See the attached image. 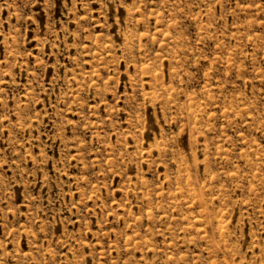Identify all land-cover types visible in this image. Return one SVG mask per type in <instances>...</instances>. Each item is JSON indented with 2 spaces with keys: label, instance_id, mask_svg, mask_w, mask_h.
<instances>
[{
  "label": "rangeland",
  "instance_id": "1",
  "mask_svg": "<svg viewBox=\"0 0 264 264\" xmlns=\"http://www.w3.org/2000/svg\"><path fill=\"white\" fill-rule=\"evenodd\" d=\"M0 264H264V0H0Z\"/></svg>",
  "mask_w": 264,
  "mask_h": 264
}]
</instances>
